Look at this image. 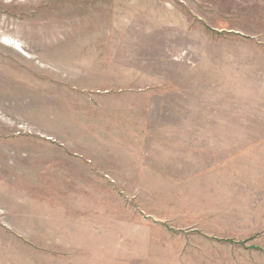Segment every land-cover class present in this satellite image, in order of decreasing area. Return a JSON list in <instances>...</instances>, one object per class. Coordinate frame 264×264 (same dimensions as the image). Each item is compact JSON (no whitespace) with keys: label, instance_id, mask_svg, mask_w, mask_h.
I'll return each mask as SVG.
<instances>
[{"label":"rangeland","instance_id":"374dc122","mask_svg":"<svg viewBox=\"0 0 264 264\" xmlns=\"http://www.w3.org/2000/svg\"><path fill=\"white\" fill-rule=\"evenodd\" d=\"M0 264H264V0H0Z\"/></svg>","mask_w":264,"mask_h":264},{"label":"bare ground","instance_id":"6f19581e","mask_svg":"<svg viewBox=\"0 0 264 264\" xmlns=\"http://www.w3.org/2000/svg\"><path fill=\"white\" fill-rule=\"evenodd\" d=\"M10 42H11V41H10ZM10 42H9V43H10ZM23 51H24V50H23ZM23 53H24V52H23Z\"/></svg>","mask_w":264,"mask_h":264}]
</instances>
